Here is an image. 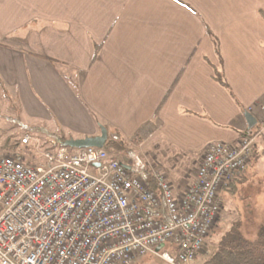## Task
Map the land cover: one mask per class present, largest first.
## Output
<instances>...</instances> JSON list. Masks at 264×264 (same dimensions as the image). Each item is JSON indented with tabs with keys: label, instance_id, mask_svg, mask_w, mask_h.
<instances>
[{
	"label": "crops",
	"instance_id": "0c3cea01",
	"mask_svg": "<svg viewBox=\"0 0 264 264\" xmlns=\"http://www.w3.org/2000/svg\"><path fill=\"white\" fill-rule=\"evenodd\" d=\"M184 1L194 11L175 0H0L6 98L50 133L84 138L104 126L136 139L178 194L206 151L249 128V111L263 132L235 177L246 182L264 156V0ZM207 27L239 102L213 77L220 61Z\"/></svg>",
	"mask_w": 264,
	"mask_h": 264
},
{
	"label": "built area",
	"instance_id": "2783aa9c",
	"mask_svg": "<svg viewBox=\"0 0 264 264\" xmlns=\"http://www.w3.org/2000/svg\"><path fill=\"white\" fill-rule=\"evenodd\" d=\"M262 132L215 143L181 194L158 170L155 193L106 147L45 150L41 165L0 154V264H134L160 246L168 264H195Z\"/></svg>",
	"mask_w": 264,
	"mask_h": 264
},
{
	"label": "rangeland",
	"instance_id": "374dc122",
	"mask_svg": "<svg viewBox=\"0 0 264 264\" xmlns=\"http://www.w3.org/2000/svg\"><path fill=\"white\" fill-rule=\"evenodd\" d=\"M34 125L42 127L40 123ZM34 125L29 124L23 114H20L18 106H13L8 101L0 86V154L20 151L29 162L36 165L44 164L42 153L46 150L45 148L51 146L49 142L51 139L45 133L35 132ZM26 133L32 136L30 145L26 147L17 145L16 150H14L12 144L21 141ZM133 139H124L126 143L124 142L125 146L122 149L110 151L120 160L130 165L134 163L137 169L145 168L148 166L146 161L148 162L147 155L149 154L143 151V147L140 150L137 149V143ZM7 142H9L10 147H6ZM57 148H53V150ZM252 161L253 167L250 168L253 169V172H245L246 182L238 185L236 193L225 190L221 192L222 211L220 219L211 236L205 242L203 254L199 256L195 264H201L214 252L221 238L233 225L239 224L243 235L250 240L256 239L259 229L264 226V156L257 154ZM192 176L193 174L190 178ZM171 177L172 182H174V175L172 174ZM169 250V247H162L160 250L157 249L155 254H148L134 264H168L157 254L169 252Z\"/></svg>",
	"mask_w": 264,
	"mask_h": 264
},
{
	"label": "trees",
	"instance_id": "16d2710c",
	"mask_svg": "<svg viewBox=\"0 0 264 264\" xmlns=\"http://www.w3.org/2000/svg\"><path fill=\"white\" fill-rule=\"evenodd\" d=\"M181 5L190 8L191 10L194 11V9L189 5L187 2L184 0H175ZM262 13V12H261ZM264 16V14L262 13ZM207 33L211 37L214 46H215V51L217 53V56L220 61V65L216 66L214 65V79L221 85L223 86L230 94L231 96L238 101V98L236 94L234 93L233 89L231 88V85L229 84L228 80L225 77L224 71L222 69L223 65V57H222V50H221V45L219 39L212 33L209 27H207ZM100 48V47H99ZM99 48H97V51L94 56L93 62L97 59L98 53H99ZM51 62L56 63L55 60L48 58ZM181 77V74L178 76L176 79L174 86L177 84ZM172 87V89L174 88ZM172 89L169 91L167 96L164 98L163 102L159 106L158 110L156 111L155 115H158L160 112L161 108L167 101ZM246 110V109H245ZM34 131L37 133H45L47 137L51 139L49 141L51 143V146L48 148H45L47 151L53 150V148L56 147H64L62 145V142L68 139H71L72 136H67L63 133L60 134H55V133H50L45 128L43 127H34ZM125 138L122 137V135L119 132H115L113 135H111V138L106 143V148L109 150H120L122 149L125 144ZM136 142V140H133ZM126 143V142H125ZM17 145H21V141L17 143H13L12 147L16 148ZM10 147L9 142H7L6 147ZM70 150H73V148L67 147ZM131 171L134 174L141 175L147 184L149 185L150 189L154 191L155 193L160 194L156 181L153 177V172H151L148 167L137 169L136 165L131 164ZM239 185V180H233V182L230 184V186L225 189L226 191L236 193ZM240 225L235 224L233 227L221 238L219 241L217 248L214 250V252L206 258L201 264H264V226H262L259 231L256 239L250 240L246 238L243 233L240 230ZM214 230V229H213ZM212 230V232H213ZM211 232V233H212ZM211 233L209 237L211 236ZM208 237V238H209ZM207 238V239H208ZM145 257V256H144ZM142 259V258H141Z\"/></svg>",
	"mask_w": 264,
	"mask_h": 264
},
{
	"label": "water",
	"instance_id": "95a60500",
	"mask_svg": "<svg viewBox=\"0 0 264 264\" xmlns=\"http://www.w3.org/2000/svg\"><path fill=\"white\" fill-rule=\"evenodd\" d=\"M245 118L250 128L256 126L257 121L254 116L249 112H245ZM109 139V132L107 128L101 126V134L98 136H88L84 138H71L62 142L64 147H70L73 149H85L91 147L103 148L106 146V143ZM129 169L131 167L128 166ZM162 246L158 248L160 250Z\"/></svg>",
	"mask_w": 264,
	"mask_h": 264
}]
</instances>
